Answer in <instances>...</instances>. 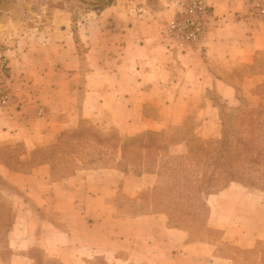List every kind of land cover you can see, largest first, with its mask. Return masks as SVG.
Segmentation results:
<instances>
[{"label": "crops", "instance_id": "1", "mask_svg": "<svg viewBox=\"0 0 264 264\" xmlns=\"http://www.w3.org/2000/svg\"><path fill=\"white\" fill-rule=\"evenodd\" d=\"M166 1L113 0L77 21L85 51L65 12L40 16L30 41L5 16L0 51L14 97L0 106V180L12 190L14 218L0 264H264V191L234 181L204 193L203 225L172 224L185 216L176 210L126 212L157 175L122 166L125 138L168 132L191 110L190 137L218 138L221 104L232 105L239 86L264 85V20L249 13L251 0H208L214 20L202 48L188 53L160 42L173 10ZM83 121L102 137L116 134L114 161L67 157L74 149L58 140Z\"/></svg>", "mask_w": 264, "mask_h": 264}, {"label": "rangeland", "instance_id": "2", "mask_svg": "<svg viewBox=\"0 0 264 264\" xmlns=\"http://www.w3.org/2000/svg\"><path fill=\"white\" fill-rule=\"evenodd\" d=\"M176 1H166L172 6V13L176 7ZM110 2L108 0H0V21H2L0 37L1 39L3 38L5 30L3 21L5 16L16 18L14 29L12 30L20 34L22 38L30 41L29 39L33 36L36 28L39 25L43 27L42 23L39 24L40 16L43 17L44 22L49 17L62 11L71 19V32L73 33L76 50L85 51L84 43L81 42L78 34H76L77 21L86 19L91 15L100 14ZM149 2L151 3L152 0H149ZM136 11L133 10V13H136ZM165 22L160 30V42L166 51L178 53L164 44L163 27ZM259 64L264 67L263 57ZM191 111L189 120L185 121L183 125L172 127L168 132H145L123 140L122 166L135 172L152 171L157 175L154 188L151 191L141 193L140 202L132 204L131 208L126 210L127 213H142L157 209H164L169 212L176 210L185 216H180L182 218L181 221H171L172 224L189 226V223L192 222L196 225H203L207 218V209L203 204L204 192L197 191L203 167L194 165L195 161L191 159V152L200 147L198 149L201 151L202 160L200 164H202L203 159L212 158L223 129L225 130L229 125L227 120L237 114L250 112L256 117L257 123L254 130L260 143L255 148L260 153H264V85L248 90L239 86L237 100L230 106L221 104L220 135L218 138L203 140L190 137L191 128L197 123L194 118V111ZM93 129L97 130L92 122L83 121L79 130L64 133L58 140L59 144L64 145L67 150L74 149L73 155L71 153L67 155L72 162L75 161V158L88 161L89 164L98 162V160H108L109 163H111V160H115L117 146L120 143L116 134L111 132L110 136L102 137L94 132ZM94 133L99 136L101 141L99 144L105 145L104 148L96 147L90 142L93 137L87 134ZM184 139H188L185 146L175 147L177 142H181ZM104 140L113 144L103 143L102 141ZM260 161L261 158L259 159ZM263 163L264 161H261L260 164L254 165L251 169L241 170L245 177L244 185L249 189L264 191ZM225 179H219L215 184H210L206 188H213V192H215L227 184ZM10 192L12 190L5 182L0 180V248L4 258L11 254V250L5 249L6 232L9 230L14 218V206L9 195ZM142 200L147 201V203H141ZM18 203H21L20 200ZM39 216L43 217L41 213H39ZM33 253L38 259L41 258L44 261L45 258L42 251L35 250Z\"/></svg>", "mask_w": 264, "mask_h": 264}, {"label": "trees", "instance_id": "3", "mask_svg": "<svg viewBox=\"0 0 264 264\" xmlns=\"http://www.w3.org/2000/svg\"><path fill=\"white\" fill-rule=\"evenodd\" d=\"M227 121L229 125L225 130L223 129L212 158L203 159L200 164L202 160L201 151L198 150L200 147L191 152V159L195 161L194 165L203 167L198 192H213V188L208 189L206 186L225 178L227 184L235 181L244 185L245 177L241 170L251 169L264 161V153H260L255 148L260 143L254 130L257 123L256 117L250 112H242ZM262 165L264 166V163Z\"/></svg>", "mask_w": 264, "mask_h": 264}, {"label": "built area", "instance_id": "4", "mask_svg": "<svg viewBox=\"0 0 264 264\" xmlns=\"http://www.w3.org/2000/svg\"><path fill=\"white\" fill-rule=\"evenodd\" d=\"M248 10L251 15L264 20V0H251ZM213 20V9L208 0H177L173 13L163 27L165 46L178 53L200 50L204 35L210 29ZM9 78L8 66L0 51V106L2 107L7 106L14 97V88L10 85Z\"/></svg>", "mask_w": 264, "mask_h": 264}]
</instances>
